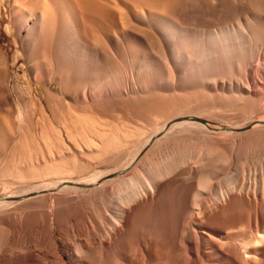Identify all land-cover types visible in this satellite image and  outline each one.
<instances>
[{"label": "bare ground", "instance_id": "obj_1", "mask_svg": "<svg viewBox=\"0 0 264 264\" xmlns=\"http://www.w3.org/2000/svg\"><path fill=\"white\" fill-rule=\"evenodd\" d=\"M132 1L171 42L158 85L205 91L132 104L151 77L126 65L137 33L113 0H23L29 44L62 25L57 76L82 69L86 114L3 166L0 264H264V118L245 125L264 114V0Z\"/></svg>", "mask_w": 264, "mask_h": 264}, {"label": "rangeland", "instance_id": "obj_2", "mask_svg": "<svg viewBox=\"0 0 264 264\" xmlns=\"http://www.w3.org/2000/svg\"><path fill=\"white\" fill-rule=\"evenodd\" d=\"M84 1H90L92 9L93 0ZM133 2L113 0L111 6L120 12L126 28L137 33L135 38L126 39V44L123 45L126 48V65L129 64L127 59L130 63L143 61L142 66L137 69L151 78L145 87L129 95L131 99L126 96V100L132 104L148 105L164 95L182 96L199 90L205 91L199 82L176 90L163 89L158 85L161 67L157 60V51L162 49L171 58V42L162 37L156 27H149L140 19L133 9ZM22 3L23 0H0V141L4 140V145L0 146V173L5 163L13 159L19 150L32 152L33 137L35 139L41 137L43 130L48 131L51 124L56 125L76 111L82 115L86 114L82 110V103L71 91L79 78L84 82L82 84L88 83L87 78L80 77L79 71L82 69L80 67L74 69L71 75L64 77L66 80L57 76V73L67 66L68 60L63 48L65 32L62 25L59 24L53 33L50 31L48 33L50 35L45 37L46 40L42 36L44 44L41 43L43 39L39 38L41 39L39 43L42 44L40 47L36 42L29 44L28 33L21 29L16 18V15L23 12ZM43 50L46 51L48 58L55 61L53 74L45 71L47 68L44 60L46 58L42 56ZM177 65L173 64L175 74L179 71ZM263 118L264 114L257 115L245 125L250 126ZM210 126L213 131L222 128L215 123H210ZM27 145H31L30 148Z\"/></svg>", "mask_w": 264, "mask_h": 264}]
</instances>
